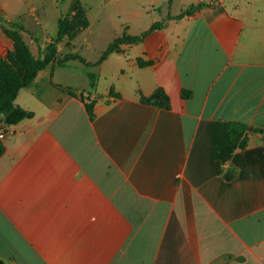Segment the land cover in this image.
I'll list each match as a JSON object with an SVG mask.
<instances>
[{
	"label": "crops",
	"instance_id": "0c3cea01",
	"mask_svg": "<svg viewBox=\"0 0 264 264\" xmlns=\"http://www.w3.org/2000/svg\"><path fill=\"white\" fill-rule=\"evenodd\" d=\"M162 1L159 29L89 66L90 90L67 62L18 91L33 115L1 140L0 264H264V0ZM70 2L0 0V57L15 25L43 51ZM157 87L168 109L140 102ZM232 121L249 128L229 151Z\"/></svg>",
	"mask_w": 264,
	"mask_h": 264
},
{
	"label": "trees",
	"instance_id": "16d2710c",
	"mask_svg": "<svg viewBox=\"0 0 264 264\" xmlns=\"http://www.w3.org/2000/svg\"><path fill=\"white\" fill-rule=\"evenodd\" d=\"M195 6H190L175 18H181L190 15L195 9ZM88 26V21L85 17L84 8L80 0H71L68 11L59 17L57 21V34L45 49L39 50L37 55H34L29 46L22 38L21 31H26L22 26L15 25L11 28H4L6 35L12 40V49L5 55L0 57V124L10 126L18 122L32 117V112L23 109L15 103V98L20 89L26 87L46 65L52 63L58 66H63L70 60H79L85 66H96L100 64L112 52H118L121 44H134L142 41L153 30L159 29L162 22H153L149 28L141 32L139 35L131 36L123 34L115 38L107 48L102 52L99 59L94 62H86L82 57L71 52H66L64 55L58 54L57 45L59 42H71L83 29ZM28 32V31H26ZM32 41L37 43V39L31 35ZM139 65L149 64L138 61ZM89 85L91 88L95 86L96 76L90 72L87 74ZM72 96H77L73 91L68 90ZM112 93L110 92V95ZM192 95L191 91L181 90V97L188 99ZM81 99L89 101L88 95H78ZM117 96V95H116ZM139 100L142 104L154 106L162 109L170 107V99L162 87H157L148 95L139 94ZM91 103H86V110L90 117L93 116L91 111ZM248 125L239 121H232L229 127V144L228 150L232 151L236 147H244L245 139L242 134L248 130ZM257 132L263 133L264 128L254 129ZM4 152V144L0 140V156Z\"/></svg>",
	"mask_w": 264,
	"mask_h": 264
},
{
	"label": "rangeland",
	"instance_id": "374dc122",
	"mask_svg": "<svg viewBox=\"0 0 264 264\" xmlns=\"http://www.w3.org/2000/svg\"><path fill=\"white\" fill-rule=\"evenodd\" d=\"M184 1L173 0L171 12L177 13ZM163 2L162 0H130L124 8H121L120 0H81L88 26L69 44L64 41L58 43V54L61 56L71 52L85 61L94 62L115 38L123 34L139 32L151 22L160 20L164 10L160 12L155 7ZM145 4H149V7L144 8ZM40 46L45 49V43H41ZM31 50L36 53L35 46H31ZM90 70L94 69L76 59L68 61L66 68L61 71L71 79L73 86L90 90L87 87V71Z\"/></svg>",
	"mask_w": 264,
	"mask_h": 264
},
{
	"label": "built area",
	"instance_id": "2783aa9c",
	"mask_svg": "<svg viewBox=\"0 0 264 264\" xmlns=\"http://www.w3.org/2000/svg\"><path fill=\"white\" fill-rule=\"evenodd\" d=\"M7 132V128L4 125H0V140H2Z\"/></svg>",
	"mask_w": 264,
	"mask_h": 264
}]
</instances>
